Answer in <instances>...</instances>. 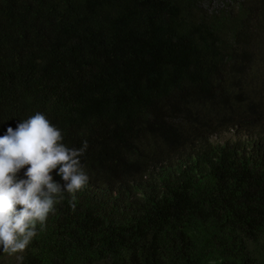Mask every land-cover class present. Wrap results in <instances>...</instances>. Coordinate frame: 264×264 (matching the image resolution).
Masks as SVG:
<instances>
[{
	"label": "trees",
	"instance_id": "1",
	"mask_svg": "<svg viewBox=\"0 0 264 264\" xmlns=\"http://www.w3.org/2000/svg\"><path fill=\"white\" fill-rule=\"evenodd\" d=\"M37 112L89 181L0 264H264V0H0V136Z\"/></svg>",
	"mask_w": 264,
	"mask_h": 264
},
{
	"label": "clouds",
	"instance_id": "2",
	"mask_svg": "<svg viewBox=\"0 0 264 264\" xmlns=\"http://www.w3.org/2000/svg\"><path fill=\"white\" fill-rule=\"evenodd\" d=\"M63 141L62 130L41 112L23 119L16 129L8 127L6 134L0 136V251L3 253H23L36 237L37 225L45 224L49 214L55 211L58 197L64 191L74 193L87 185L89 176L80 159L87 143L72 148ZM26 165H30L24 172L27 178L22 179L18 173ZM57 168L63 186L51 174Z\"/></svg>",
	"mask_w": 264,
	"mask_h": 264
},
{
	"label": "rangeland",
	"instance_id": "3",
	"mask_svg": "<svg viewBox=\"0 0 264 264\" xmlns=\"http://www.w3.org/2000/svg\"><path fill=\"white\" fill-rule=\"evenodd\" d=\"M234 139H235L234 133H224L218 137H215L214 140L218 142H224V141L234 140Z\"/></svg>",
	"mask_w": 264,
	"mask_h": 264
}]
</instances>
